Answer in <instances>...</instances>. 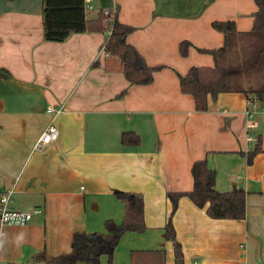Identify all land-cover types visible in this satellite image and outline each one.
I'll list each match as a JSON object with an SVG mask.
<instances>
[{"label": "crops", "instance_id": "1", "mask_svg": "<svg viewBox=\"0 0 264 264\" xmlns=\"http://www.w3.org/2000/svg\"><path fill=\"white\" fill-rule=\"evenodd\" d=\"M42 4L0 0V68L9 73L0 77V191L13 190L12 210L42 211L25 226L3 228L1 263L39 264L42 251L68 254L73 233L121 223L120 191L142 196L146 230L123 234L111 264H173L166 193L191 191L192 164L205 160L216 192L245 193V218L211 219L179 199L171 222L184 264H264V108L254 117L260 152L248 163L256 144L246 142V97L222 93L198 112L178 80L190 67L213 66L198 51L223 45L213 21L251 30L254 0H92L86 19L115 9L118 22L133 28L126 42L150 67L164 66L146 86L129 84L119 58L102 52L105 33L44 40ZM182 41L190 43L186 57ZM51 124L58 139L35 151ZM124 133L139 144H122Z\"/></svg>", "mask_w": 264, "mask_h": 264}, {"label": "trees", "instance_id": "2", "mask_svg": "<svg viewBox=\"0 0 264 264\" xmlns=\"http://www.w3.org/2000/svg\"><path fill=\"white\" fill-rule=\"evenodd\" d=\"M254 4L256 11L252 14V28L248 32H239L232 21L211 23L212 28L222 34L223 45L218 49L198 51L212 56V67L193 66L184 75H178L180 91L192 97L196 111H205L208 98L216 100L222 93H242L246 99L255 98L264 108V0H254ZM41 14L43 38L51 42H63L71 34L77 33H106L110 27L105 52L119 58L124 78L131 85L151 84L153 74L164 68L162 65L150 67L138 50L126 42L133 28L119 23L115 16L110 19L100 11L95 19H86L83 0H43ZM189 47V42L182 41L179 44L180 56L186 57ZM0 77L7 79L9 73L0 68ZM121 143L138 145L139 139L136 135L124 133ZM259 152L260 147L256 144L254 150L247 154V162L251 163ZM191 176V191L166 193L171 210L164 226V239L173 244V264H184V255L171 222L182 197L188 198L197 208H205L211 219L245 218V193L237 189L216 192L215 172L207 167L205 160L192 164ZM114 197L123 204L121 223L106 220L102 231L75 232L68 254L50 257L42 251L37 255L39 264H100L101 257H106L107 264H111L114 250L123 234H141L146 230L142 196L117 191Z\"/></svg>", "mask_w": 264, "mask_h": 264}, {"label": "built area", "instance_id": "3", "mask_svg": "<svg viewBox=\"0 0 264 264\" xmlns=\"http://www.w3.org/2000/svg\"><path fill=\"white\" fill-rule=\"evenodd\" d=\"M83 8L84 11H91L93 9L92 0H83ZM104 15L108 16L112 19L116 15V10H105L102 11ZM111 33V28L109 27L106 34V40ZM102 52L108 55L105 52V43L102 46ZM262 108L260 107L258 101L255 98L247 99V109L245 111V117L247 120L246 125V142L248 145H255L258 143V136L254 132L255 129V122L254 117L256 113H258ZM49 112L54 111L53 109H49ZM58 139V130L54 125H49L38 137L35 145L34 150L40 151L43 150L53 143L56 142ZM13 195V190H5L0 191V237L2 235V230L5 226H25L32 218L34 214H40L42 211L40 209H32L29 212L24 211H16L9 208V204ZM0 264H9L1 263Z\"/></svg>", "mask_w": 264, "mask_h": 264}, {"label": "rangeland", "instance_id": "4", "mask_svg": "<svg viewBox=\"0 0 264 264\" xmlns=\"http://www.w3.org/2000/svg\"><path fill=\"white\" fill-rule=\"evenodd\" d=\"M89 12V11H88Z\"/></svg>", "mask_w": 264, "mask_h": 264}]
</instances>
